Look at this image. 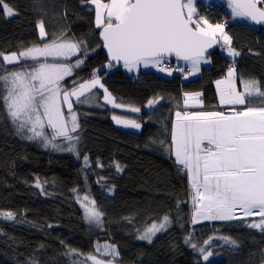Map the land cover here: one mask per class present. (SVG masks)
<instances>
[{"label": "trees", "instance_id": "trees-1", "mask_svg": "<svg viewBox=\"0 0 264 264\" xmlns=\"http://www.w3.org/2000/svg\"><path fill=\"white\" fill-rule=\"evenodd\" d=\"M5 3L14 15L8 16L0 6V54L43 46L63 34L65 39L86 41L85 64L64 83L70 88L73 78L89 80L93 70L99 69L97 75L115 101L140 111L128 113L103 102V108H88L74 102L79 128L73 135L79 139L76 153L70 154L46 148L40 140L23 138L0 103V213L15 215L14 220L0 217V264H92L86 259L89 254L103 258L97 252L98 242H108L117 249L114 259L103 258L112 264H264V232L247 227L244 220L192 224L188 176L175 162L174 153L166 151L177 111L229 112L231 106L220 104L215 87L229 65H236L239 90H243L242 78L258 81L264 91V28L251 21L231 23L224 9L227 4L221 0L207 1L215 6L208 10L198 1L199 16L228 24L232 47L239 55L228 58L218 47L208 56L211 65L203 67L194 80L185 78L190 76L189 67L185 72L176 71L185 66L172 59L165 64L174 70L171 76L154 70L133 75L123 67H106L109 61L101 29L95 25L96 12L87 0ZM41 22L46 32L43 39L38 28ZM24 64L32 61L6 65L0 55V72ZM96 92L103 97V91ZM196 92L201 93L202 107L185 108L184 94ZM154 99H160L159 103L149 108L148 101ZM257 100L262 101H249L246 106L264 107V97L257 96ZM112 115L136 119L142 124L141 132L117 128ZM117 164L121 171L116 170ZM85 195L99 198L104 214L100 226L84 218L80 200ZM165 215L171 221L166 231L151 243L137 238L144 226L161 222ZM259 219L250 217L248 221ZM221 236L230 237L236 245L225 244ZM193 243L196 249L191 247ZM200 247L213 253L209 261L203 260Z\"/></svg>", "mask_w": 264, "mask_h": 264}, {"label": "snow or ice", "instance_id": "snow-or-ice-1", "mask_svg": "<svg viewBox=\"0 0 264 264\" xmlns=\"http://www.w3.org/2000/svg\"><path fill=\"white\" fill-rule=\"evenodd\" d=\"M87 2L95 6V25L101 29L99 35L108 54V68L112 67L113 61H122L130 72L143 65L145 68L156 67L171 76L174 70L165 64L168 58L175 57L190 65L188 75H195L202 63L209 62L206 58L208 49L221 40L227 46L229 56L239 55L231 47L225 25H213L207 18L199 16L194 0ZM227 3L233 17L264 24V0H227ZM0 6L8 16L14 15L5 0H0ZM38 28L43 39L46 32L42 22ZM65 35L45 42L43 46L34 45L21 50L19 54H0L6 65L32 61L31 65L24 64L17 69L0 72V103L23 138L40 140L44 147L61 151L65 149L57 141L62 140L69 145L67 151L75 152L72 142L79 137L73 133L77 132L79 123L73 102L92 103L96 95L93 89L99 87L103 89L106 103L114 108L124 106L115 103L101 83L97 75L99 69L93 70L89 80L73 78L70 88L64 83L66 78L76 76L75 70L85 64L88 56L86 41L65 39ZM72 57L77 59L69 62ZM175 70L184 71L183 68ZM241 84L243 90H238L234 66L228 69L224 79L216 81L219 102L231 106L229 112L177 111L171 145L166 151L174 153L175 162L188 176L192 192V224L244 220L247 227L264 232V107L246 106L252 97H264V91L254 79L241 78ZM200 96L199 92L185 93V108L202 107ZM155 103L158 101L149 100L147 106L154 107ZM128 110L140 111L136 107ZM112 118L125 127H141L135 120L119 116ZM84 160L87 166L88 157L85 156ZM116 170H122L119 164ZM36 187H41L39 181ZM80 203L85 220L100 226L104 214L96 207L95 200L85 195ZM0 216L15 219L12 212H2ZM250 217L260 219L249 222ZM170 224L169 217L165 215L159 224L153 223L137 238L151 243L153 236L167 230ZM219 238L225 244L237 243L227 236ZM188 242L186 239L185 243ZM208 243L205 241L206 245ZM191 247L196 249L197 245L193 243ZM198 251L205 262L213 255L204 247ZM97 252L102 256H118L115 247L108 244L102 251L98 247ZM86 259L92 264H112V261L105 262L91 254Z\"/></svg>", "mask_w": 264, "mask_h": 264}, {"label": "rangeland", "instance_id": "rangeland-1", "mask_svg": "<svg viewBox=\"0 0 264 264\" xmlns=\"http://www.w3.org/2000/svg\"><path fill=\"white\" fill-rule=\"evenodd\" d=\"M198 0H194V5H195V3L197 2ZM203 1H205V2H207V1H210V0H203ZM102 2H108V0H102ZM90 4V3H89ZM92 5V4H91ZM93 7H94V9H95V6L94 5H92ZM224 9L226 10V12L228 13V15L229 16H231L230 17V21H231V23H235V22H241V23H245V24H250V22H249V20L248 19H244V18H236V17H233L232 16V13H231V9L229 8V6L228 5H226V6H224ZM195 18V17H194ZM209 21V20H208ZM209 23H211V24H217V23H222V22H215V23H213V22H211V21H209ZM223 24V23H222ZM225 32L230 36V38H231V47H232V37H231V35L229 34V32H228V29L225 27ZM233 48V47H232ZM234 49V48H233ZM219 50L224 54V55H226L228 58H231V59H233V58H235V57H232V56H229L228 55V53H227V46H225L224 44H223V41L221 40L220 41V46H219ZM235 50V49H234ZM12 54V53H11ZM11 54H6V55H11ZM16 54H19V53H16ZM207 59H208V63H202L201 65H200V71L198 72V73H196L195 75H190L188 78H186V79H188V80H194V79H197L199 76H200V74H201V69L203 68V67H208V66H210L211 65V60L208 58V57H206ZM169 61V59L167 60V62ZM21 62H27V61H21ZM176 64L177 65H179V64H181V65H183V66H186V67H189L190 68V65H188V64H186L184 61H182V60H180V61H177L176 62ZM13 65V64H12ZM123 70L126 72V73H128V74H133V75H138L142 70H154L155 72H157L158 74H160V75H162V76H169L166 72H161V71H159L156 67H152V66H149V67H147V68H145L143 65H140L139 66V68L138 69H135V70H133V71H128L125 67H123ZM227 73H228V71H227ZM227 73H226V76H227ZM225 76V77H226ZM225 77H223V78H221V79H219V80H222V79H224ZM215 87H216V90H217V86H216V83H215ZM96 90H101V91H103V89H101V88H99V87H97L96 89H93V92L96 94L95 95V100L92 102V103H90V104H80V106H85V107H88V108H97V109H99V108H103L102 107V105H101V102H103L104 104H106V105H109V103H106L105 101H104V95H103V97L102 96H100L97 92H96ZM218 92V91H217ZM102 97V98H101ZM111 97L114 99V102L115 103H117L116 101H115V98H114V96L111 94ZM218 98H219V96H218ZM254 98H256V99H254ZM83 99V98H82ZM159 100L160 99H154L153 101H158V103H159ZM254 100H256V101H262V100H257V96H254V97H252L251 99H250V102L251 101H253L254 102ZM117 104H119V103H117ZM157 103H155L154 104V106L156 105ZM122 105V104H121ZM73 106H74V102H73ZM124 106V105H123ZM224 106H228V105H224ZM255 107V106H254ZM112 108L113 109H121V110H124V111H126V112H128V113H136V112H132V111H129L128 109H129V107H127V106H124V107H119V108H114L113 106H112ZM152 108V107H151ZM113 116H119V117H121L122 119H127V120H135L137 123H139L136 119H134V118H132V117H128V116H125V115H112V117ZM112 121H113V123L115 124V126L117 127V128H120V129H124V130H128V131H132V132H141V130H142V124L141 123H139L140 125H141V127L139 128V129H136V128H131V127H125L124 125H122V124H117L114 120H113V118H112ZM73 144H74V147H75V152H69V151H67L66 149H67V147L69 146L68 145V143L67 142H61V144L63 145V148L65 149V150H56V151H59V152H64V153H70V154H75L76 153V149H77V147H78V141H73L72 142ZM175 156V155H174ZM93 200H95V202H96V207L99 209V210H101V207H100V201H99V198H98V196H95L94 198H93ZM80 201H83V199L82 200H80ZM85 203H87L86 201H85ZM84 210V209H83ZM238 215H239V213H238ZM0 217H3V216H0ZM4 218V217H3ZM257 218H259V217H257ZM258 221V220H257ZM160 222H158L157 224H159ZM91 224H93V223H91ZM153 223H151V224H149V225H146V226H144L143 228V231L140 233V234H143V232L146 230V228H148V227H150L151 225H152ZM169 228V227H168ZM167 228V229H168ZM164 231H166V230H164ZM164 231H160V232H164ZM160 232H157L156 233V235L157 234H159ZM139 234V235H140ZM155 235V236H156ZM155 236H153V238L155 237ZM152 238V239H153ZM105 244H108V245H112V244H110V243H108V242H98L97 243V248L99 247V248H101L102 246H104ZM113 246V245H112ZM116 249V248H115ZM116 251H117V249H116ZM103 258L105 257V256H102ZM106 257H110L111 259H114L113 257H111V256H106ZM103 258H101L102 260H104Z\"/></svg>", "mask_w": 264, "mask_h": 264}, {"label": "water", "instance_id": "water-1", "mask_svg": "<svg viewBox=\"0 0 264 264\" xmlns=\"http://www.w3.org/2000/svg\"><path fill=\"white\" fill-rule=\"evenodd\" d=\"M221 1L224 2V3H226V4L228 5L227 0H221ZM251 22H252V21H251ZM253 23H254V22H253ZM254 24H255V23H254ZM256 25H258L259 27L264 28V24H256ZM100 31H101V30H100ZM218 46H219V43L214 44L213 47L209 48L208 51H207V53H206V57L212 55V54L218 49ZM103 49H104V48H103ZM104 51H105V53H106V57H107V59H108V61H109V58H108V54H107L106 49H104ZM170 59H175V60H176L175 57H171ZM112 65H114V66H118V67H123V62L121 61V62L117 63V62L113 61V62H112Z\"/></svg>", "mask_w": 264, "mask_h": 264}, {"label": "bare ground", "instance_id": "bare-ground-1", "mask_svg": "<svg viewBox=\"0 0 264 264\" xmlns=\"http://www.w3.org/2000/svg\"><path fill=\"white\" fill-rule=\"evenodd\" d=\"M198 1H203V0H198ZM198 1H197V2H198ZM197 2H196V3H197ZM203 2L205 3V4H204V9H205V10H208V9H214V8H215V6H214L213 8H211V7H210V4H207L205 1H203ZM196 3H195V4H196ZM249 21H250V20H249ZM252 23H253V22H252ZM224 25H225V24H224ZM229 25H230V23H229ZM227 26H228V24L225 25V27H227ZM219 45H220V43H219ZM218 47H219V46H218ZM168 59H170V58H168ZM172 60H175V59H172ZM175 61H178V60H175ZM233 66H234V68L236 69V65H235V64L229 65L228 69H229L230 67H233ZM123 67H124V66H123ZM186 68H187V67L185 66V68H184V72H185V69H186ZM225 76H226V75H225Z\"/></svg>", "mask_w": 264, "mask_h": 264}, {"label": "crops", "instance_id": "crops-1", "mask_svg": "<svg viewBox=\"0 0 264 264\" xmlns=\"http://www.w3.org/2000/svg\"><path fill=\"white\" fill-rule=\"evenodd\" d=\"M236 83H237V81H236ZM237 88H238V84H237ZM238 90H239V88H238ZM216 92H217V90H216ZM217 96H219V95H218V92H217ZM125 112H126V111H125Z\"/></svg>", "mask_w": 264, "mask_h": 264}, {"label": "built area", "instance_id": "built-area-1", "mask_svg": "<svg viewBox=\"0 0 264 264\" xmlns=\"http://www.w3.org/2000/svg\"><path fill=\"white\" fill-rule=\"evenodd\" d=\"M210 7H211V8H213V7H214V4H213V3H212V4H210Z\"/></svg>", "mask_w": 264, "mask_h": 264}]
</instances>
